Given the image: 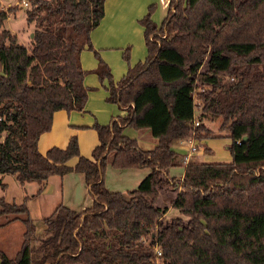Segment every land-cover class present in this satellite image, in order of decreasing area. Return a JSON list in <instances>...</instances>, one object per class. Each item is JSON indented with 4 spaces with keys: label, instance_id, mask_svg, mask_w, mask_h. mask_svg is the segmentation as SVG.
Returning a JSON list of instances; mask_svg holds the SVG:
<instances>
[{
    "label": "trees",
    "instance_id": "16d2710c",
    "mask_svg": "<svg viewBox=\"0 0 264 264\" xmlns=\"http://www.w3.org/2000/svg\"><path fill=\"white\" fill-rule=\"evenodd\" d=\"M104 1L30 0L29 45L3 25L0 9V188L5 173L20 184L38 182L41 192L49 176L78 170L91 197L80 210L59 202L38 238L27 197L0 195V228L23 224L15 255L0 247V264H151L154 243L162 264H264V0H167L158 23L150 2L139 18L146 54L116 80L90 39ZM84 46L97 56L105 100L125 113L94 120L98 142L90 157L79 152L75 134L64 147L41 152L39 134L50 129L53 112L84 108ZM195 93L200 118H221L231 158L188 161L178 177L169 172L180 163L172 141L205 128L189 123ZM127 126L149 128L156 144L139 147ZM108 162L150 171L123 192L105 186ZM170 205L185 217L162 218Z\"/></svg>",
    "mask_w": 264,
    "mask_h": 264
},
{
    "label": "crops",
    "instance_id": "0c3cea01",
    "mask_svg": "<svg viewBox=\"0 0 264 264\" xmlns=\"http://www.w3.org/2000/svg\"><path fill=\"white\" fill-rule=\"evenodd\" d=\"M150 2H155V6L161 7L159 12L163 11V14H165L164 12H166L167 0H105L103 16L96 25L90 28L92 46L97 48L102 58L110 64L115 79H118L123 73H125L128 66L122 57V51L124 50L125 45L128 44L130 47V62L135 61L137 57L141 56L142 58L144 53L143 50L138 55L135 54L134 42H136V39L132 36V31L133 29H138L137 32L141 33L142 31L141 37L143 36V25L142 23L140 24L139 18L146 11L145 9L147 4ZM7 5V2L3 4L0 2V9H5V6ZM154 14L155 12L152 13V16H154ZM155 21L157 22V20ZM28 22L30 23L25 27V30L28 33L27 39H25V36L22 37L19 35L17 31H14L17 34V40H21L24 43L26 42V45L30 44L31 36L33 34L32 30L35 27L31 20H27V23ZM96 62L97 58L92 56V48L84 46L80 51V64H82V67L86 69V73L83 75V83L88 87L84 108L81 110L73 108L69 111L64 108L56 109L51 117L52 124L50 129L42 131L39 134V140L37 143L39 151L45 152V150L50 146L58 145L60 147H64L70 136L75 134L78 139L79 152L90 157L92 156L91 151L93 146L98 142V135H96V130L92 126L94 120H97L100 123H107L114 114L125 113V110L117 108L115 103H107L104 100V96L107 92L101 82L98 81L97 73L94 70ZM92 86H95L96 88H92ZM174 145L178 148L182 146L180 147L182 149L180 158L182 159L183 154L187 152L186 146H184L185 144L179 138L172 141V148ZM202 156L203 154H201L200 157H197V159L200 161H206V159ZM76 159L77 157L75 156L74 158H71L68 163L73 165ZM184 164L185 163H183V166ZM175 168L176 167L173 166L169 167L170 174L175 175ZM104 169L105 186L109 189H117L123 192L128 191V189L135 188L145 174L150 171L148 166L116 167L109 162L106 164ZM183 171L184 170L178 174V177L182 176ZM112 174H114V177ZM10 177H12V180L16 179L15 176H11V174H2V181L6 183V188L8 187V180ZM54 177V175H51L45 180L42 184L41 192H37L40 185L38 182L36 183L35 189L30 190V193H26L28 189H26L25 183L33 181H25L23 184H19L21 193L19 192L18 196L23 198L26 196L28 204H30L29 200L32 196L35 198V196H39L41 193H47L48 196H53L51 200V207L53 209L59 202H62L74 210H80L85 206L91 205V197L84 180L83 172L78 170L68 171L59 176V180L62 182L60 194L57 195L59 198H54V196H56V188L53 186L55 181ZM6 178H8V180H5ZM6 188L0 189L5 193L7 190ZM4 193L1 195H3L6 199L7 195ZM173 208L175 207L170 205L164 214Z\"/></svg>",
    "mask_w": 264,
    "mask_h": 264
},
{
    "label": "rangeland",
    "instance_id": "374dc122",
    "mask_svg": "<svg viewBox=\"0 0 264 264\" xmlns=\"http://www.w3.org/2000/svg\"><path fill=\"white\" fill-rule=\"evenodd\" d=\"M13 1L14 0H1V3L3 4L6 2H13ZM5 9H6L7 16L4 18L3 25L9 27L12 31H17L19 35H21L22 37L25 36V39H27L28 33L25 30V27L30 22L27 23L26 6H20L19 4L18 5L17 4L7 5L5 6ZM160 9L161 7L159 6L158 7L154 6L153 8V12H155V14L154 16H152V18L154 20H157V22L160 21L164 15L163 11L159 12ZM31 22H33V25L35 26L34 21H31ZM137 30L133 29L132 31V36L136 39V42H134V45H135L134 51H135V54L138 55L143 50L144 52L142 55V58H143L147 51V46L144 43L143 36L141 37L142 31L141 33H139L137 32ZM92 56L93 57L95 56L97 58L93 49H92ZM122 57L124 58V61L127 63V65L129 63L131 64L134 63L138 59H142L140 56V57H137L135 61L130 62L129 60L130 59V47L128 48V57L123 56V51H122ZM111 73H112L113 78L115 79L112 68H111ZM98 81H99V78H98ZM101 84L106 90L104 85H106L107 82L105 79L101 82ZM92 88H96V87L92 86ZM105 96H104V100H105ZM194 97H195V102L197 104L195 106L194 114L199 117L201 99L200 97L197 96V93L194 94ZM105 101L107 103L108 102L115 103L117 108L120 109V107L118 106L116 102L110 101V100L108 101L105 100ZM220 120H221L220 117H215L213 118V120H210L208 118H200V122H203V124L205 125V128L204 129L199 128L194 131L195 136H196V143H197V146L199 147V150L193 153L189 157V161H200L197 159V157H200L201 154H203L202 157L206 159L207 162L230 160L231 156H230L229 149L227 148L228 144L230 143V138L228 137V132L225 129L219 128ZM125 133L130 134L132 136H136L138 138L139 147L143 149L152 147L157 142V138L150 132V129L147 127L135 129L130 126H127L125 128ZM180 147L178 148L176 147V145H174L173 148L176 151L178 150L179 153H181L182 149ZM179 162L180 163L178 165L173 166V167H176L174 171L175 172L174 174L176 176H178V174H180V172L184 170L183 163L185 162H183L182 159L180 158V154H179ZM8 174H11V173H8ZM11 176H14V175L11 174ZM54 176H55L54 177L55 181L53 183V186L54 188H56V193H55L56 196H54V198H59L57 195L60 194V190H61L60 187H62V182L59 180L60 179L59 174L54 175ZM112 176L114 177V174H112ZM11 178L12 177H10L9 180L8 178L5 179L9 181L8 187L6 188L7 190L5 193L2 192V190L0 189V195L4 193L5 195H7L6 199L10 201L14 200L16 202H21L23 200V197L18 196L19 192L21 193V189H19L20 183L16 179L12 180ZM36 183H37L36 181L30 182V183L26 182L25 187L26 189H28L26 193L27 192L30 193V190H34L36 187ZM52 197L53 196H48L47 193H41L39 196H35V198L32 196V198H30L29 200L30 204H28V201L26 199V204L28 207H30L29 208L30 215L32 216L33 222L35 223V227H36L35 233H36V236H38V238L42 236L44 232L45 223L43 222V217L51 213V211L53 210V208L51 207ZM176 215L185 217V215H183L182 213L180 214L177 208H173L171 210H168L166 214H163L162 218H169L171 216H176ZM22 232H23V224H21L20 221L18 220L7 223L6 226H3L0 228V247L4 250V252L7 255L9 256L15 255L16 250L19 248L21 244Z\"/></svg>",
    "mask_w": 264,
    "mask_h": 264
},
{
    "label": "built area",
    "instance_id": "2783aa9c",
    "mask_svg": "<svg viewBox=\"0 0 264 264\" xmlns=\"http://www.w3.org/2000/svg\"><path fill=\"white\" fill-rule=\"evenodd\" d=\"M7 3L8 5H16V4L18 5L19 4L20 6H26V7L30 6V0H14L13 2H7ZM193 115L194 117L190 120L189 123L193 127H196V125L200 123V119L194 113ZM1 119L2 117L0 116V121ZM180 140L185 144L186 149H187V152H185L182 156V161L186 163L189 161V157L193 153L199 150V147L197 146V143H196L195 132L193 130L190 131V133L180 137ZM142 238H143V242L147 244L149 241V238H146V237H142ZM152 247H153V251H152L153 260L151 264H160L162 255H161V249L159 247V244L154 243Z\"/></svg>",
    "mask_w": 264,
    "mask_h": 264
},
{
    "label": "water",
    "instance_id": "95a60500",
    "mask_svg": "<svg viewBox=\"0 0 264 264\" xmlns=\"http://www.w3.org/2000/svg\"><path fill=\"white\" fill-rule=\"evenodd\" d=\"M247 137L246 136H243V139H246Z\"/></svg>",
    "mask_w": 264,
    "mask_h": 264
}]
</instances>
